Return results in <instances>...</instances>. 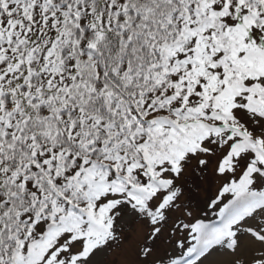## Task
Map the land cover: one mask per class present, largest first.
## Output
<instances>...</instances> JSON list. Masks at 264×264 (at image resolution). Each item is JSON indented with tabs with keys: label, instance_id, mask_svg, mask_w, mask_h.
Listing matches in <instances>:
<instances>
[{
	"label": "snow or ice",
	"instance_id": "obj_1",
	"mask_svg": "<svg viewBox=\"0 0 264 264\" xmlns=\"http://www.w3.org/2000/svg\"><path fill=\"white\" fill-rule=\"evenodd\" d=\"M0 264H264V0H0Z\"/></svg>",
	"mask_w": 264,
	"mask_h": 264
}]
</instances>
